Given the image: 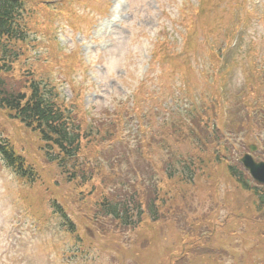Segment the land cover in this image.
Segmentation results:
<instances>
[{
    "label": "rangeland",
    "instance_id": "obj_1",
    "mask_svg": "<svg viewBox=\"0 0 264 264\" xmlns=\"http://www.w3.org/2000/svg\"><path fill=\"white\" fill-rule=\"evenodd\" d=\"M23 21L27 36L16 71L39 59L49 66L40 78L58 86L66 104L75 94L83 121L119 119L121 138L100 157L95 152L105 172H113L112 152L126 140L135 148L141 135L140 151L155 164L166 163L169 153L192 158L191 141L201 145L198 132L212 143L194 153L192 179L181 173L186 182H163L159 220L144 216L136 228L101 227L100 233L68 207L83 245L93 243L81 254L72 252L74 241L52 200L38 202L34 183L18 180L0 159V264H264L259 191L243 190L228 168L241 171L237 160L249 144L252 157L264 161V0H43L26 4ZM69 56L76 59L72 69L52 60ZM191 113L208 114L201 124L216 131L189 123ZM182 120L183 140H166L172 123ZM0 133L25 150L36 176L49 179L37 167L43 158L35 138L1 109ZM114 169L124 175L126 166Z\"/></svg>",
    "mask_w": 264,
    "mask_h": 264
},
{
    "label": "trees",
    "instance_id": "obj_2",
    "mask_svg": "<svg viewBox=\"0 0 264 264\" xmlns=\"http://www.w3.org/2000/svg\"><path fill=\"white\" fill-rule=\"evenodd\" d=\"M37 1L43 0H0V109L5 118L36 137V145L43 158L37 167L45 171L49 179L45 180L42 174L30 173L26 157L14 151V144L0 138V156L5 166L20 179L32 180L35 189L31 193L37 194L38 202L52 200L53 212L60 215L70 235H75L77 230L71 221L73 219L64 217L68 207L79 214L76 220L88 221L100 233L101 227L136 228L144 216L152 221L159 220L158 213L162 206H166L160 196L163 182L168 183L172 178L184 181L181 173L185 177L190 174L191 178L196 160L194 153L200 154L212 142L206 143L201 139L202 146L194 147L192 158L169 153L166 163H159L164 166L158 168L159 164L152 163L145 150L140 151L139 141L144 137L141 135L135 148H131L130 140H126L116 155L111 151L114 158L108 159L107 163L113 172H105L95 152L98 150L100 157L106 153L105 146L109 142L121 138L117 129L119 119H102L90 124L88 120L83 121L81 118L85 113L78 108L77 96L73 94L66 104L58 97V86L40 78V70L48 65L43 67L44 64H38L39 59H32L30 67L19 73L13 64L20 55L19 45L27 36L23 21L26 4ZM52 60L68 69L76 64L74 56H69L66 61ZM12 74L17 76L16 82L9 84L8 78ZM169 130L165 139L177 142L182 139L186 128L173 123ZM86 142L92 148L85 147ZM100 144L103 147L99 148ZM215 146L219 147L218 144ZM219 148L223 151L221 146ZM155 150H159L157 146ZM120 165L126 166L124 175L114 173V168ZM176 166H179V174L175 173L178 172ZM130 172L131 176H128ZM154 173L159 175L157 181H154ZM230 173L246 190H253L239 170L231 169ZM259 192L260 205L264 206V190ZM57 198H62L59 204L55 203Z\"/></svg>",
    "mask_w": 264,
    "mask_h": 264
},
{
    "label": "water",
    "instance_id": "obj_3",
    "mask_svg": "<svg viewBox=\"0 0 264 264\" xmlns=\"http://www.w3.org/2000/svg\"><path fill=\"white\" fill-rule=\"evenodd\" d=\"M243 165L250 171V174L258 182L264 183V163L255 162L250 155L246 154L241 158Z\"/></svg>",
    "mask_w": 264,
    "mask_h": 264
}]
</instances>
